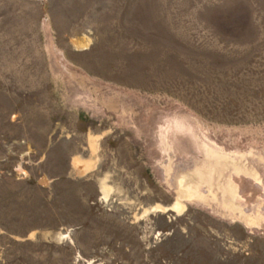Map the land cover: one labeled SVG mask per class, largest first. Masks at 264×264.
I'll return each instance as SVG.
<instances>
[{"label": "rangeland", "instance_id": "1", "mask_svg": "<svg viewBox=\"0 0 264 264\" xmlns=\"http://www.w3.org/2000/svg\"><path fill=\"white\" fill-rule=\"evenodd\" d=\"M0 264H264V0H0Z\"/></svg>", "mask_w": 264, "mask_h": 264}, {"label": "bare ground", "instance_id": "2", "mask_svg": "<svg viewBox=\"0 0 264 264\" xmlns=\"http://www.w3.org/2000/svg\"><path fill=\"white\" fill-rule=\"evenodd\" d=\"M179 187H180V189L178 190V194H180L181 197L183 196V197H187V199H190L193 196H197L196 190L191 191L190 189H187V187L191 188L190 186L181 184ZM229 191H230V194L236 195L235 194L236 190H235L234 185H232L230 187ZM181 203H182V200L180 198H177L176 203H175L176 205L174 206V208L177 211H181L183 209V204H181ZM155 208L156 209H163V210L165 209V208H161V206H159V205L156 206Z\"/></svg>", "mask_w": 264, "mask_h": 264}]
</instances>
